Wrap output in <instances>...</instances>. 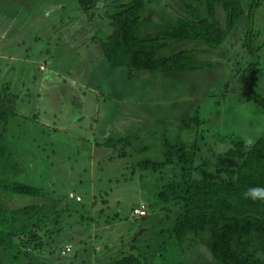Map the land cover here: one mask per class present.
<instances>
[{
    "label": "trees",
    "instance_id": "1",
    "mask_svg": "<svg viewBox=\"0 0 264 264\" xmlns=\"http://www.w3.org/2000/svg\"><path fill=\"white\" fill-rule=\"evenodd\" d=\"M11 1L3 0V5ZM162 1L164 6L159 5ZM263 5L264 0H76L87 22H109V32L92 37L102 43L106 69L100 70L106 77L108 69H120L119 79L129 83L150 73L151 87L154 74L196 72L202 68L203 53L239 37L243 53L231 73L243 84L244 97L264 108L259 93L264 85V42L257 45L261 30L255 29ZM15 11L4 14L15 18L20 15ZM71 12L74 22L77 17ZM185 42L197 46L182 49ZM18 102L10 83L0 85V264H264V199L245 196L250 187H264V131L253 143L224 136L227 149L211 158L202 157L198 147L204 140L198 112L179 124L184 130L197 128V140L171 143L162 136L165 159L141 160L137 167L156 173L172 165L179 171L162 185L156 202L146 203L145 216H136L134 207L141 223L138 231L146 224L150 228L132 231L131 239L112 246L120 250L113 254L111 248L107 258L100 259L91 240L94 225L97 234L102 228L92 214L97 197L91 203L77 195L60 197L21 178L25 160L8 141V120L17 114ZM102 145L114 150L110 157L117 152L122 159L133 140L109 138ZM107 204L103 200L104 207ZM105 224L112 223L106 219ZM67 249L70 252L64 253ZM199 249L210 258H193Z\"/></svg>",
    "mask_w": 264,
    "mask_h": 264
},
{
    "label": "rangeland",
    "instance_id": "2",
    "mask_svg": "<svg viewBox=\"0 0 264 264\" xmlns=\"http://www.w3.org/2000/svg\"><path fill=\"white\" fill-rule=\"evenodd\" d=\"M40 1L33 5V0H12L3 5L0 0V85L10 83L19 98L17 114L8 120V141L25 160L24 181L60 197L73 193L87 203L97 197L92 214L102 228L98 238L94 225L91 240L100 252L96 257L105 259L107 250L113 248L114 254L121 248L112 246L131 239L132 231L140 228L134 207L156 202L162 185L179 171L172 165L156 173L137 167L141 160L165 159L162 136L171 143L197 140V128L184 130L179 124L198 112L204 121L200 128L204 140L198 142L201 156L216 157L228 147L221 140L224 136L256 141L264 131V108L244 97L243 84L231 73L237 68V55L243 53L239 37L213 53H203L202 68L196 72L154 74L151 89L150 73L129 83L119 79L120 69L103 75L102 43L92 37L109 32L108 21L87 22L76 0ZM6 11L20 15L9 19ZM70 12L77 17L74 22ZM256 17L261 45L264 5ZM182 44V49L197 46ZM259 93L264 96V85ZM127 136L133 140L127 156L117 158L115 152L110 157L114 150L102 143ZM106 219L112 224L106 225ZM146 228L150 226L138 232ZM202 252L192 253L193 258H210L209 252Z\"/></svg>",
    "mask_w": 264,
    "mask_h": 264
},
{
    "label": "clouds",
    "instance_id": "3",
    "mask_svg": "<svg viewBox=\"0 0 264 264\" xmlns=\"http://www.w3.org/2000/svg\"><path fill=\"white\" fill-rule=\"evenodd\" d=\"M245 196L248 198L254 199V200L255 199H264V187H260V186L250 187L245 192Z\"/></svg>",
    "mask_w": 264,
    "mask_h": 264
},
{
    "label": "built area",
    "instance_id": "4",
    "mask_svg": "<svg viewBox=\"0 0 264 264\" xmlns=\"http://www.w3.org/2000/svg\"><path fill=\"white\" fill-rule=\"evenodd\" d=\"M73 196V193H72ZM78 199H80V196H77ZM136 216H144L147 214V206L145 203H141L138 207L135 208L134 210Z\"/></svg>",
    "mask_w": 264,
    "mask_h": 264
}]
</instances>
